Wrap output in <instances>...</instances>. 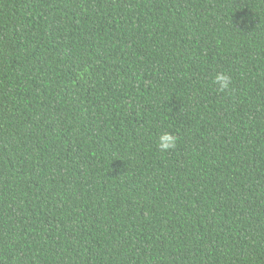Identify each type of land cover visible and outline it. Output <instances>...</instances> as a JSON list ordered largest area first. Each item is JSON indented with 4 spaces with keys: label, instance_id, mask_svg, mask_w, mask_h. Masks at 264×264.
Masks as SVG:
<instances>
[{
    "label": "trees",
    "instance_id": "16d2710c",
    "mask_svg": "<svg viewBox=\"0 0 264 264\" xmlns=\"http://www.w3.org/2000/svg\"><path fill=\"white\" fill-rule=\"evenodd\" d=\"M0 264H264V0H0Z\"/></svg>",
    "mask_w": 264,
    "mask_h": 264
},
{
    "label": "clouds",
    "instance_id": "9594fccd",
    "mask_svg": "<svg viewBox=\"0 0 264 264\" xmlns=\"http://www.w3.org/2000/svg\"><path fill=\"white\" fill-rule=\"evenodd\" d=\"M212 83L218 93H224L231 88L232 77L226 72H217L212 77ZM155 142L158 150L168 152L176 149L178 138L168 131H162L157 135Z\"/></svg>",
    "mask_w": 264,
    "mask_h": 264
}]
</instances>
